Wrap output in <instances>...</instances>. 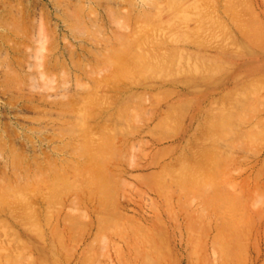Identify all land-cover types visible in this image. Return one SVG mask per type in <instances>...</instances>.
I'll list each match as a JSON object with an SVG mask.
<instances>
[{
    "label": "rangeland",
    "instance_id": "rangeland-1",
    "mask_svg": "<svg viewBox=\"0 0 264 264\" xmlns=\"http://www.w3.org/2000/svg\"><path fill=\"white\" fill-rule=\"evenodd\" d=\"M0 264H264V0H0Z\"/></svg>",
    "mask_w": 264,
    "mask_h": 264
}]
</instances>
